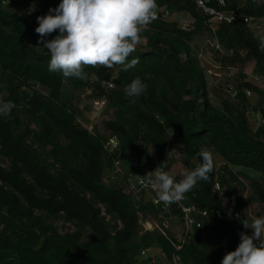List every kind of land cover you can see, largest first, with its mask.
Instances as JSON below:
<instances>
[{
    "label": "trees",
    "instance_id": "16d2710c",
    "mask_svg": "<svg viewBox=\"0 0 264 264\" xmlns=\"http://www.w3.org/2000/svg\"><path fill=\"white\" fill-rule=\"evenodd\" d=\"M156 2L158 7L188 10L194 17V27L182 28L176 21L165 20L158 14L142 33L145 42L126 61L139 59L135 68L120 70L111 79V74L101 68H85L114 83L113 87L105 88L95 82L98 95H105L118 108L119 119L107 120L105 124L118 135L120 150L127 151L124 158L145 156L143 147L135 142L137 135L162 156L170 126L179 150L194 158L197 165L202 163L197 153L207 149L205 143L212 145L227 162L264 174V137L260 136V129L250 126L244 107L224 100L222 108H218L210 102L204 69L191 51L188 40L199 28L210 27L208 16L192 0ZM50 8L56 7L47 0L48 14ZM225 8L262 16L264 0H247L241 6L235 0H226ZM36 27L38 22L0 6V100L15 104L9 116H0V157L8 162L0 163V264H136L131 257L136 210L119 187L101 181L104 163H111L112 156L119 151L109 153L101 136L88 132L76 121L74 110L61 98L64 77L48 71L50 53L38 44ZM210 29L219 44L232 50L231 55L226 54L222 59L223 64H242L252 59L256 70L264 75L260 38L250 31L247 23L235 19ZM57 34L54 32L45 39ZM137 77L147 85V90L139 97L127 98L124 89ZM69 79L75 84H87V79ZM36 82L49 88L48 93L41 94L34 86ZM243 87L264 94L252 82H240L236 95L242 102ZM259 110L264 113V108ZM22 115L27 117L24 122ZM31 121L36 122L37 130L30 127ZM30 134L33 141H28ZM34 142L49 147L47 154L53 162L49 163L32 146ZM159 162L151 161L149 165ZM159 164L167 168L166 163ZM215 174L214 163L210 180L199 181L186 193L209 214L203 223L206 236L196 231L192 240L177 250L186 262L221 264L224 255L240 243L233 227L239 234H252L242 224L249 220L241 208V194L234 191L227 211L214 186ZM172 175L177 182L183 178ZM251 184L257 198L264 203V186L254 178ZM96 202L103 203L108 212L120 219L122 225L114 233L110 232ZM148 208L154 207L149 203L139 205V209ZM58 213L75 222L78 228L58 231L46 220ZM85 226L93 233L91 240L83 239ZM156 236L170 257L174 247L162 233ZM142 239L149 244L146 234Z\"/></svg>",
    "mask_w": 264,
    "mask_h": 264
},
{
    "label": "rangeland",
    "instance_id": "374dc122",
    "mask_svg": "<svg viewBox=\"0 0 264 264\" xmlns=\"http://www.w3.org/2000/svg\"><path fill=\"white\" fill-rule=\"evenodd\" d=\"M246 1L247 0H235V3L241 6ZM60 2L61 0H51V3L55 7H58ZM46 7L47 0H42L37 5L12 4L5 6V8L11 10L12 13L22 15L31 22H38L37 17L47 15L48 10ZM158 14L165 20L176 21L182 28L194 27V17L188 10H171L165 5H162L158 7ZM247 26L256 37L260 38L261 36H264V21H261L257 25L254 23H247ZM210 28L211 27L199 28L197 31L193 32L188 40L191 51L195 52L204 69L209 100L218 108H222L224 100L238 107H244L250 126L255 130L260 129V136L264 137V113L262 114L259 110L260 108H264V94L262 95L256 90L243 87L242 90L245 93L244 101L242 102L240 97L236 95V86L243 81L252 82L264 92V75L256 70L255 63L252 59L245 60L242 64H223L222 59L226 54L231 55L232 50L219 44L213 30ZM142 38V42H145L144 37ZM101 69L104 72H109L111 74L109 79L116 77L119 71L122 70L120 66H117L114 69ZM84 71L87 74V84H75L69 78H63L61 98L65 99L67 105L74 110L76 121L84 126L88 132L101 136L103 144L110 136H116L120 144L118 135L107 128L105 124V121L107 120L119 119L117 115L118 108L110 103L105 95H98V87L95 82H99L101 86L105 88L111 87L108 84L109 82H112V87L114 86V83L109 79L101 77L94 70ZM34 86L41 94L48 93L49 88L44 84L36 82ZM169 97L171 98L170 94ZM101 99H105V102L103 104H97L96 100ZM0 102L3 101L0 100ZM22 119L24 122L27 120V117L22 115ZM29 125L35 130L38 129V125L34 121L29 122ZM32 137V134H30L28 141H33ZM135 142L143 147L145 150V156L134 157L127 160L123 156L127 151L125 149H119V154L112 156L111 163H104L101 181L108 185L117 186L121 190L123 187L124 190H122V192L131 200L138 217L135 226V233L131 240V243L134 246V249L131 252V257L136 264H145L146 262L144 258L140 255V250L142 248L165 253L161 244L156 239V234L162 232L153 224L154 221L158 219V215L154 208L139 209V205L143 203L137 200L135 196L125 188L126 179L122 175L123 169L128 167L132 162H141L143 167H150L149 164L151 161H161L162 163L167 164V168H164L165 171L183 177L185 171H191L198 165L194 158L186 156L179 150L175 141L174 129L170 126L167 127L166 150L162 156L153 152L151 146L145 142L141 135L136 136ZM32 146L42 152L49 163L53 162L52 157L47 154L49 149L48 146L43 147L38 142H34ZM204 146L212 152L214 157L216 170L214 186L222 198L224 207L229 211L234 198V191H238L241 194L243 201L241 207L242 211L248 217L251 226L254 218L264 216V203L261 202L254 193L251 181L252 178H254L264 186V174L250 167L231 164L227 162L212 145L204 143ZM0 163L3 165L8 164L7 159L4 157H0ZM116 167L120 168L118 172H114L113 170ZM137 172H140V170H137ZM121 175L122 177L120 178ZM87 195L89 196L88 192ZM95 204L101 208L102 216L108 224L111 233H114L116 229L121 227L122 223L120 219L114 213L108 212L103 203L96 202ZM41 213L43 214V212ZM46 220L51 222L60 232L66 230L71 231L78 228L75 222L66 220L62 213L51 215L47 217ZM147 221L152 223L151 227L147 225ZM82 231L83 239H92L93 233H91L88 227H83ZM233 231H235L240 242V234L235 227H233ZM144 234L147 235L149 244H145V240L142 239ZM204 236H206V234H204ZM180 264L193 263L190 261L186 262L182 258Z\"/></svg>",
    "mask_w": 264,
    "mask_h": 264
},
{
    "label": "clouds",
    "instance_id": "9594fccd",
    "mask_svg": "<svg viewBox=\"0 0 264 264\" xmlns=\"http://www.w3.org/2000/svg\"><path fill=\"white\" fill-rule=\"evenodd\" d=\"M54 13V14H53ZM156 0H61L49 14L37 17L38 44L50 53L48 71L61 73L67 78L86 80V67L123 71L133 69L139 59H131L142 43V33L157 19ZM58 32L52 39H45ZM259 50L264 52V36L260 37ZM147 90V85L137 77L125 89L127 98H135ZM134 103V99H130ZM15 107L12 102H0V116H9ZM197 155L202 163L191 171H185L178 182L164 167L158 166L147 173L141 183L157 192L158 202L169 206L185 198L199 181L208 182L214 170L211 151L201 149ZM251 235L240 234V243L234 251L227 252L221 264H264V216L254 218L249 227Z\"/></svg>",
    "mask_w": 264,
    "mask_h": 264
},
{
    "label": "built area",
    "instance_id": "2783aa9c",
    "mask_svg": "<svg viewBox=\"0 0 264 264\" xmlns=\"http://www.w3.org/2000/svg\"><path fill=\"white\" fill-rule=\"evenodd\" d=\"M41 1L42 0H0V6L5 8V6L12 4L37 5ZM192 1L208 16L207 21L212 29H215L217 24L221 22L229 23L235 19H241L245 23H254L256 25L261 21H264V15L255 16L225 8L226 0ZM108 84L109 86L113 85L112 82H109ZM104 102L105 99L96 100L97 104H103ZM103 146L109 153L116 149L119 151L120 149L119 140L116 136L108 137ZM159 163L153 166L150 165V167H143L141 162H132L128 167L123 169L122 175L126 179L125 188L128 192H131L132 195L143 204L149 203L154 207L158 219L154 221L153 224L164 236L167 237L175 249L170 257L164 252L147 248H142L140 250V255L144 258L147 264H180L181 256L177 250L181 249L184 243L192 240L196 231L203 233V223L205 220L209 219V214L205 208H201L191 201L187 194H185L183 200L169 206L164 205L162 202H158L156 190L151 186L142 184L141 181L146 180L145 175L147 173L154 171L158 166L162 167ZM119 169V167H116L113 170L114 172H118ZM137 170H140V172H137ZM122 190H124L123 187Z\"/></svg>",
    "mask_w": 264,
    "mask_h": 264
},
{
    "label": "water",
    "instance_id": "95a60500",
    "mask_svg": "<svg viewBox=\"0 0 264 264\" xmlns=\"http://www.w3.org/2000/svg\"><path fill=\"white\" fill-rule=\"evenodd\" d=\"M115 151L117 152L118 149H116ZM147 225L151 227L152 226V223L150 221H147Z\"/></svg>",
    "mask_w": 264,
    "mask_h": 264
}]
</instances>
